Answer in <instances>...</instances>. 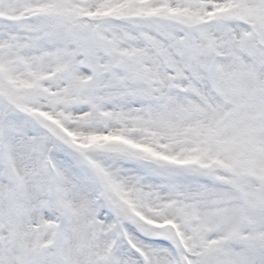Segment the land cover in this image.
<instances>
[{"label":"snow or ice","instance_id":"snow-or-ice-1","mask_svg":"<svg viewBox=\"0 0 264 264\" xmlns=\"http://www.w3.org/2000/svg\"><path fill=\"white\" fill-rule=\"evenodd\" d=\"M0 264H264V0H0Z\"/></svg>","mask_w":264,"mask_h":264}]
</instances>
